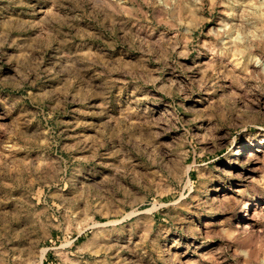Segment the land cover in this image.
I'll use <instances>...</instances> for the list:
<instances>
[{
  "label": "rangeland",
  "instance_id": "374dc122",
  "mask_svg": "<svg viewBox=\"0 0 264 264\" xmlns=\"http://www.w3.org/2000/svg\"><path fill=\"white\" fill-rule=\"evenodd\" d=\"M0 264H264V0H0Z\"/></svg>",
  "mask_w": 264,
  "mask_h": 264
},
{
  "label": "bare ground",
  "instance_id": "6f19581e",
  "mask_svg": "<svg viewBox=\"0 0 264 264\" xmlns=\"http://www.w3.org/2000/svg\"><path fill=\"white\" fill-rule=\"evenodd\" d=\"M248 148H251V145H247L241 149H236L233 151V157L237 158L238 157V150L240 151H243V150H246ZM257 204H255V202H251V204H245L243 205V214L241 216V219L239 220V223H241L243 225L244 228H248L249 225H248V217H246L247 215V211L250 209L251 206H256ZM44 253V252H43Z\"/></svg>",
  "mask_w": 264,
  "mask_h": 264
}]
</instances>
